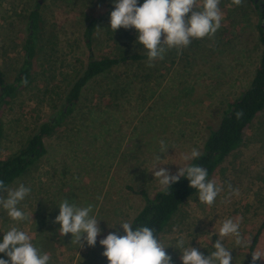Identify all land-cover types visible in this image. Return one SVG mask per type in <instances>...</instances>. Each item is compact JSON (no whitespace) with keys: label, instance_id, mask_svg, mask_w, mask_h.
<instances>
[{"label":"rangeland","instance_id":"1","mask_svg":"<svg viewBox=\"0 0 264 264\" xmlns=\"http://www.w3.org/2000/svg\"><path fill=\"white\" fill-rule=\"evenodd\" d=\"M36 2L43 22L33 72L0 110V158L19 150L41 122L57 114L90 57L147 52L137 42L134 27L112 32L113 0H0V71L8 82L23 63L22 44ZM219 7L223 19L214 38L193 39L181 54L171 49L153 67L146 66L148 59L127 60L89 81L73 111L44 138V155L8 185L31 188L18 207L33 220L12 221L0 207V242L3 231L18 227L51 256V264H108L99 241L109 232L125 234L120 225L109 226L132 222L144 204L140 190L151 197L161 189L155 170L164 167L175 174L190 163L182 155L192 148L202 151L209 127L220 122L228 104L254 76L261 52L254 5L250 0L241 6L220 0ZM93 18L89 46L84 32ZM161 139L173 146L158 153L165 158L161 163H169L150 171ZM209 179L222 187L213 205L201 203L198 193L186 199L159 239L169 244L165 251L172 264H183L175 248L179 237L185 247L189 242L207 256L219 238L212 233L224 220L239 219L250 247L235 248L231 236L223 242L232 248L231 264H250L252 252L264 254V110ZM228 183L236 190L231 194ZM64 199L94 206L92 214L101 219L102 229L94 247L85 242L78 248L71 243V233L60 236V224L54 220ZM255 264H264V258Z\"/></svg>","mask_w":264,"mask_h":264},{"label":"clouds","instance_id":"2","mask_svg":"<svg viewBox=\"0 0 264 264\" xmlns=\"http://www.w3.org/2000/svg\"><path fill=\"white\" fill-rule=\"evenodd\" d=\"M235 6H241L244 0H231ZM115 8L110 13V28L115 32L119 28H135L137 30V42L147 50V67H153L154 61L163 60L166 53L176 49L178 54L187 48L193 39L205 37L214 38L221 27L223 19L219 7L220 0H113ZM190 13V15H189ZM23 83H27L25 79ZM237 119L242 111L235 113ZM163 139L159 141V150L155 156V163L152 170L164 159L158 153H166L168 147ZM173 147V146H171ZM201 155L197 148H192L190 153L182 155L185 161L199 158ZM155 179L159 181L160 188L166 194L171 185L187 177L189 186L198 191V198L201 203L213 205L222 187L215 180L208 179L207 169L198 164H187L180 166L175 174L169 169L160 167L153 172ZM230 194L236 190L228 183ZM31 188L19 183L12 188L0 179V207L6 212L12 221L24 222L31 217L18 205L30 194ZM6 194V195H5ZM59 214L54 222L60 224L59 234L61 237L71 233V243L80 247H94L97 236L102 229L99 225L101 219L93 215V205L78 206L62 200L59 204ZM202 218V217H201ZM240 220L232 218L223 221L218 232V239L213 243L214 251L205 256L188 242L185 247V240L181 236L177 239L176 247L181 252L183 264H231L233 256L230 250L225 247L224 238L234 237V245L237 247H250V239H245L240 231ZM120 225L124 235L117 232L109 234L101 239L99 243L104 246L103 256L107 257L108 264H172L171 256L165 251L169 244H165L155 234V229L148 226H135L130 221H123L112 226ZM3 240L0 242V253H4L9 259L0 258V264H51V256L42 251L32 242L29 234L18 228L10 227L3 231ZM264 258L260 252H252V264L258 259Z\"/></svg>","mask_w":264,"mask_h":264},{"label":"trees","instance_id":"3","mask_svg":"<svg viewBox=\"0 0 264 264\" xmlns=\"http://www.w3.org/2000/svg\"><path fill=\"white\" fill-rule=\"evenodd\" d=\"M250 1L258 13V40L261 45L260 59L249 86L228 104V108L220 122L214 127H209L200 157L190 161L191 164H198L206 168L208 179L221 166L224 160L242 144L245 129L264 110V0H259L258 3L257 0ZM138 3L142 4L143 0H138ZM28 17L29 33L22 44L24 54L22 65L11 82H8L0 71V110L8 106L11 99L14 98L20 89L27 85L32 76L33 60L37 53L39 33L43 22L39 12V2H36ZM95 26L96 19L93 18L84 32L85 42L89 46L92 42ZM143 59H148L146 52H134L120 56L102 55L90 57L83 71L70 85L65 95L63 106L57 114L41 122L19 150L4 158H0V179L4 180L8 186L15 179L22 176L30 166L44 155L46 152L44 138L54 133L62 124L65 116L73 111L80 98L82 89L89 81L121 62ZM25 79L27 80L26 84L23 83ZM237 111L243 112L239 119L235 115ZM1 136L2 127L0 124ZM139 193L144 198V204L132 220L133 227L148 226L155 229V234L159 237L182 203L197 194L198 191L189 186L187 177H181L179 181L171 185L167 194L161 189L151 197L144 190H140ZM253 242H255V238ZM0 258L9 259L4 253H0ZM251 259L249 261L250 264Z\"/></svg>","mask_w":264,"mask_h":264}]
</instances>
